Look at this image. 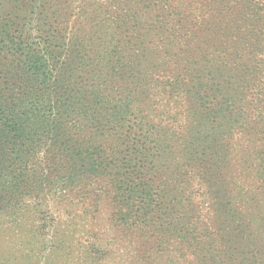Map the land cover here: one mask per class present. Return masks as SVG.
Returning a JSON list of instances; mask_svg holds the SVG:
<instances>
[{
    "label": "rangeland",
    "instance_id": "374dc122",
    "mask_svg": "<svg viewBox=\"0 0 264 264\" xmlns=\"http://www.w3.org/2000/svg\"><path fill=\"white\" fill-rule=\"evenodd\" d=\"M27 11L53 44L99 32L126 65L108 88H131L130 123L157 141L138 225L122 219L111 175L76 185L64 155L46 166L51 264H264V0H0V24Z\"/></svg>",
    "mask_w": 264,
    "mask_h": 264
},
{
    "label": "trees",
    "instance_id": "16d2710c",
    "mask_svg": "<svg viewBox=\"0 0 264 264\" xmlns=\"http://www.w3.org/2000/svg\"><path fill=\"white\" fill-rule=\"evenodd\" d=\"M29 14L0 24V264L53 262L45 252L54 211L42 184L46 166L60 155L76 172V185L111 175L122 190V219L132 226L145 222L154 200L152 183L141 179L158 173L150 157L157 141L141 122L130 123L133 91L108 88L126 65L108 57L99 32L95 42L76 40L74 48L53 44L52 26L34 31ZM118 146L132 154L125 157L128 173L117 165ZM8 238L27 242L14 249Z\"/></svg>",
    "mask_w": 264,
    "mask_h": 264
}]
</instances>
